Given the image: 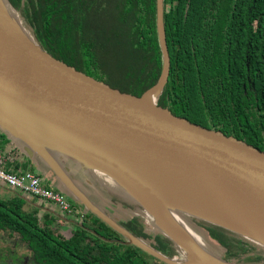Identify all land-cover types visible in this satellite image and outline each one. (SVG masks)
<instances>
[{
  "label": "trees",
  "instance_id": "trees-1",
  "mask_svg": "<svg viewBox=\"0 0 264 264\" xmlns=\"http://www.w3.org/2000/svg\"><path fill=\"white\" fill-rule=\"evenodd\" d=\"M7 1L45 51L107 83L99 33L89 26L95 0ZM119 5L122 37L133 57L120 90L142 97L164 68L157 0H121ZM163 23L171 65L157 105L264 151V0H164ZM17 192L0 195V235L30 251L31 264H155L153 255L124 234L144 235L149 224L142 215L116 225L91 212L82 220L83 204L75 202V215L66 219L53 211L41 216L38 206L28 209L30 202ZM114 200L127 209H143L139 202L138 208L116 195ZM69 221L76 227L70 237L62 232ZM193 223L227 259L264 264V247L258 243L204 219L194 218ZM148 239L151 248L181 259V248L169 237L158 233Z\"/></svg>",
  "mask_w": 264,
  "mask_h": 264
},
{
  "label": "water",
  "instance_id": "water-1",
  "mask_svg": "<svg viewBox=\"0 0 264 264\" xmlns=\"http://www.w3.org/2000/svg\"><path fill=\"white\" fill-rule=\"evenodd\" d=\"M157 12L164 68L157 84L142 97L123 92L59 61L23 29L21 22L20 30L0 15V124L33 144L39 152L44 151L43 147L30 135L48 141L76 159L96 161L148 196L156 197L154 189L120 158L121 153L152 160L193 179L225 187L264 212L263 150L147 100L163 91L171 65L163 23L164 0H157ZM49 159L63 187L91 213L107 220L64 169ZM127 192L146 211L139 198ZM195 218L254 241L209 219ZM107 221L116 225L113 219ZM161 233L194 256L199 264H229L212 258L202 249L189 247L174 229ZM124 234L155 258L178 264L148 244H137L138 238L130 233Z\"/></svg>",
  "mask_w": 264,
  "mask_h": 264
},
{
  "label": "bare ground",
  "instance_id": "bare-ground-1",
  "mask_svg": "<svg viewBox=\"0 0 264 264\" xmlns=\"http://www.w3.org/2000/svg\"><path fill=\"white\" fill-rule=\"evenodd\" d=\"M10 9L13 11L7 0H0V15L11 26L21 30ZM154 99L153 95L147 100ZM120 158L127 161L130 167L154 189L156 197L137 191L123 177L104 165L92 160L87 162L91 168L98 171L96 172L98 175L104 177L107 171L122 188L138 197L146 207V212L153 214L160 232L167 234L174 229L189 247L201 249L190 233L188 225L181 222L172 211L180 210L224 225L264 244V212L236 193L225 187L193 179L152 160L123 153Z\"/></svg>",
  "mask_w": 264,
  "mask_h": 264
},
{
  "label": "rangeland",
  "instance_id": "rangeland-1",
  "mask_svg": "<svg viewBox=\"0 0 264 264\" xmlns=\"http://www.w3.org/2000/svg\"><path fill=\"white\" fill-rule=\"evenodd\" d=\"M121 0H95V5L89 8V21H90V28L92 30H97L99 33V40L98 46L100 47L101 51V59L105 69V77L106 82L110 86L117 87L118 89H123L126 86L125 81V73L128 71L127 66L133 61V57L127 53L126 50V37H122L125 31V28L119 24L118 14L120 13V3ZM11 14L16 19V21L20 24V18L16 15V12L12 9ZM115 36H113V35ZM89 71L88 69H85ZM155 101V100H154ZM75 161L81 167V170H84L86 175L98 183L100 189L103 191V195L100 199V206L101 215L110 221L113 220H120V219H128L129 218V211L125 210L126 208L123 207L122 203L114 204L111 202L110 193L111 192H118L129 195L135 200V197L127 192L124 188H122L114 178L112 174H109L107 171L104 173V177L98 175L93 168H91L89 162L79 160L74 158L73 156H67ZM73 157V158H72ZM40 174L50 180L48 183L54 187V178L55 175L51 176L45 175V173ZM68 174V173H67ZM101 178V179H100ZM58 184H61L60 182ZM79 186L78 184H76ZM86 187V186H85ZM80 188V187H79ZM82 190V189H81ZM100 190V191H101ZM17 193L21 194L26 200L30 202L28 209L34 210L36 204H38L39 199L34 198L32 195L20 192ZM0 195L5 197H10L11 194L5 191V189L0 188ZM136 201V200H135ZM40 202V201H39ZM77 203H80L77 201ZM82 204V203H81ZM135 204V202H134ZM35 205V206H33ZM138 207V202L135 204ZM54 206L53 204H47V207ZM39 208V214L42 216L44 213ZM139 208V207H138ZM137 209V208H136ZM143 210V217L147 220L149 226L146 228L145 233L142 237L138 238L137 244H148V234H158L161 233L158 230L156 225V220L154 219L153 214L146 212ZM48 211V210H47ZM139 210H135L138 212ZM174 214L183 222L189 229L190 233H192L193 237L195 238L196 242L198 243L199 247L209 254L212 258L219 260L222 263H229L235 264L239 260L236 259H227L225 251L212 243V239L205 233L203 229H197L195 224L193 223V219L196 215L183 212L180 210H172ZM57 213V212H56ZM58 214V213H57ZM75 215V213L73 214ZM59 216L63 219H66V214H59ZM182 219V220H181ZM184 220V221H183ZM75 226H62V232L70 237L75 232ZM197 234V235H196ZM245 235V234H244ZM247 236V235H245ZM250 237V236H247ZM210 242H209V240ZM259 245L264 247V244L255 241ZM246 248V247H245ZM250 247L246 248L249 249ZM180 252L181 259L176 263L178 264H199V261L189 254L187 251L183 249L178 250ZM31 252L26 250L25 248L21 247L19 243L11 241L8 238L0 235V262H4L7 264H31L30 258ZM175 259V258H174ZM151 262L155 264H163L161 260L157 258L150 259Z\"/></svg>",
  "mask_w": 264,
  "mask_h": 264
},
{
  "label": "crops",
  "instance_id": "crops-1",
  "mask_svg": "<svg viewBox=\"0 0 264 264\" xmlns=\"http://www.w3.org/2000/svg\"><path fill=\"white\" fill-rule=\"evenodd\" d=\"M30 137L43 147L44 153L42 151H37L33 144H31L27 140L22 139V137L18 134L11 132L9 129H7V127H5V125L0 124V148H5L10 144H16L19 148L24 151L27 156L26 158L28 159V163L24 167L26 169L31 170L32 172L39 174L40 176H42L40 172L42 174L45 173V175L48 176L55 175V178L53 176L51 177L54 178V187L57 188L58 186H62V184H58L60 182L58 175L54 168H52V166L50 165L49 158L51 157L56 164L60 165L64 169V171L68 173V177L70 178V180L75 183V185H79L78 188L80 187L79 189H82V191L87 195L88 199L91 201L92 205H94L100 211V199L103 195V191L100 189L98 183L92 181V179H90V177L86 175L85 171L81 170L79 164H77L71 158H68L67 156L69 155H67V153H65L58 147L51 146L50 143L48 141H45L44 139L35 137L34 135H30ZM42 177L48 180L50 183V180L48 178L44 176ZM115 195L121 197L124 201L130 204H134V200L131 196L123 193L111 192V202L114 204H118L117 201L114 200ZM36 206L41 207L40 203L36 204ZM82 206L84 207V205ZM46 208L48 211H53L55 213L57 212L58 215L60 214L59 209L55 206H46ZM125 210L129 211V217L132 216L135 211L127 208ZM139 214H142V212H140ZM66 225L74 226V224H72L70 221L64 224V226ZM212 243L214 242L212 241Z\"/></svg>",
  "mask_w": 264,
  "mask_h": 264
},
{
  "label": "built area",
  "instance_id": "built-area-1",
  "mask_svg": "<svg viewBox=\"0 0 264 264\" xmlns=\"http://www.w3.org/2000/svg\"><path fill=\"white\" fill-rule=\"evenodd\" d=\"M24 151L16 144H10L5 148H0V188L5 189L9 194L18 190L38 198L41 211H47V204H53L59 209L60 214L73 215L75 213L74 204L77 197L62 186L52 187L47 180L39 174L26 169L28 163ZM86 206L80 213L83 220L89 213ZM179 261L178 258L174 259ZM180 262V261H179Z\"/></svg>",
  "mask_w": 264,
  "mask_h": 264
},
{
  "label": "flooded vegetation",
  "instance_id": "flooded-vegetation-1",
  "mask_svg": "<svg viewBox=\"0 0 264 264\" xmlns=\"http://www.w3.org/2000/svg\"><path fill=\"white\" fill-rule=\"evenodd\" d=\"M136 204V203H135ZM140 212H142V214H143V210L142 209H139V212H135L134 211V214H139ZM142 214H139V215H142ZM235 264H238V262H235Z\"/></svg>",
  "mask_w": 264,
  "mask_h": 264
}]
</instances>
